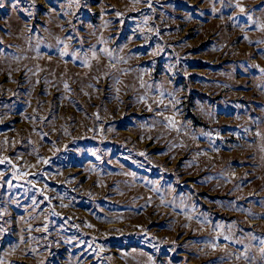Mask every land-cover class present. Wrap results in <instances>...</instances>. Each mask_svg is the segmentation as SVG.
Returning a JSON list of instances; mask_svg holds the SVG:
<instances>
[{"label": "rangeland", "instance_id": "374dc122", "mask_svg": "<svg viewBox=\"0 0 264 264\" xmlns=\"http://www.w3.org/2000/svg\"><path fill=\"white\" fill-rule=\"evenodd\" d=\"M0 264H264V0H0Z\"/></svg>", "mask_w": 264, "mask_h": 264}, {"label": "snow or ice", "instance_id": "6c2138e0", "mask_svg": "<svg viewBox=\"0 0 264 264\" xmlns=\"http://www.w3.org/2000/svg\"><path fill=\"white\" fill-rule=\"evenodd\" d=\"M237 6H239V5H237ZM240 10H241V12H243V11H244V8H243V7H241V8H240ZM66 87H67V85H66Z\"/></svg>", "mask_w": 264, "mask_h": 264}]
</instances>
